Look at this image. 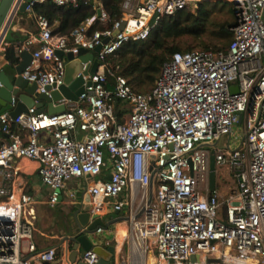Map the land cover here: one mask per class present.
Here are the masks:
<instances>
[{
  "label": "built area",
  "instance_id": "1",
  "mask_svg": "<svg viewBox=\"0 0 264 264\" xmlns=\"http://www.w3.org/2000/svg\"><path fill=\"white\" fill-rule=\"evenodd\" d=\"M24 1L17 0V8ZM212 1L121 0V15L111 22L102 0H85L95 13L70 36L55 33L34 5L78 7L81 0L28 2L26 12L38 30L15 49L20 61L24 50L32 53L22 76L36 83L39 93L64 84L67 57L79 56L81 48L101 46L100 65L84 74L92 61L83 63L77 76L83 77L84 91L66 101L63 113L50 115L32 106L16 118L0 114L3 132L10 133L13 124L27 130L25 142L13 135L0 142V264H70L68 247L59 257L64 237L46 242L37 227L35 196L12 189L20 174L12 161L21 157L39 162L48 206L55 207L61 195L77 206L79 191L87 190L91 215L127 211L113 229L96 230L114 236L109 264H138L141 251L143 264L150 252L156 264H264V0H225L233 3L236 17L230 43L173 54L148 92L135 91L109 61L125 44L147 41L163 17ZM238 124L239 144L229 139L226 152L217 149L220 138L232 135ZM42 132L52 140L40 141ZM212 150L216 172L227 165L237 189L223 193L216 182L211 190ZM153 173L157 189L148 204ZM102 174L103 179H93ZM119 225L126 230L122 241ZM74 226L73 234L87 229ZM83 260L99 264L100 256L91 249Z\"/></svg>",
  "mask_w": 264,
  "mask_h": 264
},
{
  "label": "trees",
  "instance_id": "2",
  "mask_svg": "<svg viewBox=\"0 0 264 264\" xmlns=\"http://www.w3.org/2000/svg\"><path fill=\"white\" fill-rule=\"evenodd\" d=\"M120 1L102 0L111 22L121 15ZM34 11L44 14L54 32L63 36H70L76 27L95 13L85 0H81L78 7L58 6L52 2L36 3ZM235 24L233 3L203 2L198 5L197 11L184 9L163 17L147 41L125 44L109 57V61H117L112 66L128 78L135 91L145 93L153 88L163 64L173 54L192 51L197 47L227 46L233 38L232 27ZM97 27L98 23L91 30ZM7 58L12 66L19 63L13 46L8 48Z\"/></svg>",
  "mask_w": 264,
  "mask_h": 264
},
{
  "label": "water",
  "instance_id": "3",
  "mask_svg": "<svg viewBox=\"0 0 264 264\" xmlns=\"http://www.w3.org/2000/svg\"><path fill=\"white\" fill-rule=\"evenodd\" d=\"M16 1L0 0V46L15 15L26 12V7L30 0L22 2L18 8ZM98 14H101L100 10H98ZM124 24L121 25V29L124 27ZM118 32L119 30H116L115 34ZM108 41L109 38H106L104 43ZM100 49L101 46H98L94 51L81 48L79 56L74 57L73 55H69L67 57L68 62L66 64L64 84L59 89L52 90L49 93H39L36 83H31L22 76V72L30 65L33 57L30 51L24 50L20 55L21 61L15 65L14 70L16 74L13 77L0 74V114L8 112L11 117L16 118L22 112H28L32 106H36L38 112H47L50 115L65 112L67 110L66 101L77 100L79 95L84 91L83 77L77 76L83 69V63L92 61V64L84 70V74L97 72L100 61L96 55ZM57 54L61 57L64 55L62 51H57ZM48 88L50 89V87ZM232 91L235 93L238 91V87H232ZM210 164V188L211 190H215L217 172L214 150H212ZM153 175L154 173L152 174L150 182L148 204L151 203L153 198ZM108 178H111V176H108ZM62 199L63 196L61 195L59 201H62ZM80 199L81 203L72 208L73 220L76 225L87 226V229L81 234H68L62 240L61 245L67 244L70 251L68 261L70 264H87L83 260V257L87 251L93 249L100 256L99 264H109L115 252L114 245L103 242L96 243L93 237L97 235L96 230L99 227L103 226L108 228L114 225L119 217L105 222L100 215H91L92 195L87 190L81 193ZM91 219H93L92 222H90ZM192 259L194 260L195 257L193 256Z\"/></svg>",
  "mask_w": 264,
  "mask_h": 264
},
{
  "label": "crops",
  "instance_id": "4",
  "mask_svg": "<svg viewBox=\"0 0 264 264\" xmlns=\"http://www.w3.org/2000/svg\"><path fill=\"white\" fill-rule=\"evenodd\" d=\"M26 13L27 15L26 14L23 15L22 13L19 15L17 13L15 15L13 22L11 23L1 43V46H0V74L2 75L6 74L7 76L13 77L16 74L14 70L15 66H12L9 63V60L7 58L8 48L11 46L16 48L18 45L23 44L29 37L37 33L38 26H37L35 18L28 12ZM55 114H59V113H55ZM12 135L15 137H18L19 139L25 142L27 130L26 128L22 126L13 124L10 133L0 131V142H9L12 139ZM39 138H40V141L42 142H50L52 140L51 136L46 135L45 132H42ZM12 163L18 166L20 169V174L14 181L12 185V189L14 193L18 195L21 193H29L35 196V199L37 201L35 202L34 207L36 209V215L38 218V216H40L39 208L40 207L46 208L47 206V204L45 203L46 195L43 194L42 190L38 186V183L35 182V180L37 182H40L39 175H38L39 162L34 159L21 157V158H14ZM81 193L82 192L79 191L78 194L81 195ZM64 203L67 205H70V207L75 206L73 201H71L68 198H64L55 207L49 206V209L52 208V211L54 210L55 212V210L62 209V204ZM54 212L52 213L55 214ZM123 214H127V211L126 212L122 211V215ZM71 217L73 219V214ZM112 219H114V217L111 218V220ZM58 223L60 224H58V226H56L54 229L43 230L46 242H53L52 240L59 239V237H65L66 235L73 234V232H75V226L72 232H66L67 229L64 225V222L58 221ZM113 227L110 226V229H113ZM125 234H126L125 225H119L118 238L121 241H122V237H124ZM93 238L96 243L103 242V243L114 245V242H115L114 236L112 235V232L110 230H107L106 232L102 234H97ZM67 247H68L67 244H65L64 246H60V248H62L61 252L59 248L60 258L61 257L63 258L64 252L66 251ZM64 263L66 264V262ZM150 264H152V262Z\"/></svg>",
  "mask_w": 264,
  "mask_h": 264
},
{
  "label": "rangeland",
  "instance_id": "5",
  "mask_svg": "<svg viewBox=\"0 0 264 264\" xmlns=\"http://www.w3.org/2000/svg\"><path fill=\"white\" fill-rule=\"evenodd\" d=\"M215 2H227L225 0H213L210 3H215ZM197 4L193 3L190 7L189 10H193V11H197ZM21 13H18V15ZM23 15H27L26 12L22 13ZM211 41V40H208ZM190 43V42H189ZM223 46V45H220ZM197 49H202L200 47L195 48V50ZM115 63H117V61H113L110 64L114 65ZM127 112V110H126ZM116 115H118V107L116 109ZM242 127L241 124H238L234 130L232 135H223L219 142L217 143L216 147L217 149L226 152L227 150V144L228 141L230 139V143L233 146H236L239 144V140L241 139V135H242ZM211 149V147H209ZM110 171V170H109ZM104 178V174L102 175H98L95 176L93 179H103ZM40 181V179H39ZM36 183H38L39 188L42 190L44 195H47L49 193V189L40 181L37 182L35 180ZM85 186V182L83 181L82 187ZM217 188L219 191H223V193H227L226 191H230L232 188L233 189H237V184H236V180L235 177L233 175V173L231 172V169L227 166V165H223V166H219V172L217 173ZM156 189H157V184L154 185V193H156ZM43 206V205H42ZM45 206V205H44ZM48 206V205H47ZM46 208H42L40 207V216H38L37 219V227L42 229V230H47V229H54L56 226H58V221L64 222V225L66 227V232H72L74 230V225H76L75 221L72 219V208L70 207V205L67 204H62V209H58V210H54L52 211V208L49 209V206ZM52 212H54L55 214H53ZM122 215V212L120 213H116V212H110L107 213L103 216V220L105 222H108L111 220V218H116ZM95 237V236H94ZM62 251V248H60V252ZM152 264H155V261H152Z\"/></svg>",
  "mask_w": 264,
  "mask_h": 264
},
{
  "label": "bare ground",
  "instance_id": "6",
  "mask_svg": "<svg viewBox=\"0 0 264 264\" xmlns=\"http://www.w3.org/2000/svg\"><path fill=\"white\" fill-rule=\"evenodd\" d=\"M141 254H142V260L140 259V261L138 262V264H143V252L142 251H141ZM134 260L135 261H138V256ZM152 261H155V264H156V257L154 255V253L153 252H150V255L147 258L146 264H150Z\"/></svg>",
  "mask_w": 264,
  "mask_h": 264
}]
</instances>
